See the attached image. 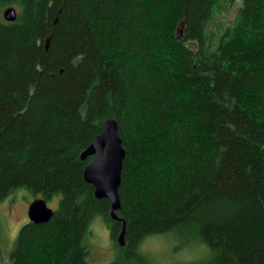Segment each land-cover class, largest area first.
Masks as SVG:
<instances>
[{"label": "trees", "instance_id": "16d2710c", "mask_svg": "<svg viewBox=\"0 0 264 264\" xmlns=\"http://www.w3.org/2000/svg\"><path fill=\"white\" fill-rule=\"evenodd\" d=\"M108 117L124 245L80 157ZM18 187L57 204L8 264H87L95 216L126 262L173 232L205 246L179 264H264V0H0V199Z\"/></svg>", "mask_w": 264, "mask_h": 264}, {"label": "rangeland", "instance_id": "374dc122", "mask_svg": "<svg viewBox=\"0 0 264 264\" xmlns=\"http://www.w3.org/2000/svg\"><path fill=\"white\" fill-rule=\"evenodd\" d=\"M236 5L231 6L224 17L226 20L234 14ZM34 196L29 189L18 187L0 199V264H8L9 253L19 227L28 219L27 207ZM49 203L55 207L57 198ZM90 224L87 264H139L118 257V244L110 237L108 225L100 216H95ZM140 245L139 251L141 249V253H146L144 264H179L182 261L198 260L205 251L203 244L196 241L185 244L173 232L150 234Z\"/></svg>", "mask_w": 264, "mask_h": 264}, {"label": "water", "instance_id": "95a60500", "mask_svg": "<svg viewBox=\"0 0 264 264\" xmlns=\"http://www.w3.org/2000/svg\"><path fill=\"white\" fill-rule=\"evenodd\" d=\"M5 19L13 20L17 16V9L8 5L2 9ZM91 155L83 168V177L92 183L94 195L98 198L106 197L109 202V213L114 219H121L117 209L121 206L118 186L121 181V170L126 148L118 131L117 120L105 118L101 130L93 136L91 142L80 152L81 158ZM53 213V208L41 196L34 197L28 204L27 216L29 220L39 222L47 220ZM117 234V241L124 245L125 221Z\"/></svg>", "mask_w": 264, "mask_h": 264}]
</instances>
